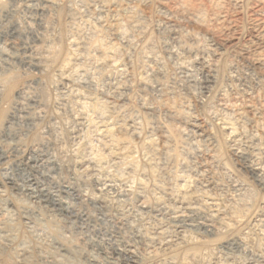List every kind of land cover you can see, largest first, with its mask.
I'll use <instances>...</instances> for the list:
<instances>
[{
	"label": "rangeland",
	"instance_id": "1",
	"mask_svg": "<svg viewBox=\"0 0 264 264\" xmlns=\"http://www.w3.org/2000/svg\"><path fill=\"white\" fill-rule=\"evenodd\" d=\"M42 1L0 0V53L26 49L40 59L25 69L0 57V237L11 239V254L35 248L64 264H123L108 253L129 244L136 264H172L187 250V264H259L264 191L243 162L255 160L264 181V72L239 52L253 38L257 0L185 1L204 19L223 12L231 30L222 35L154 0ZM13 24L30 34L5 39ZM104 47L125 66L121 102L99 65ZM203 75L214 82L205 96ZM102 123L109 138L98 131ZM191 195L200 216L181 226L170 213ZM57 202L86 218L60 216Z\"/></svg>",
	"mask_w": 264,
	"mask_h": 264
},
{
	"label": "bare ground",
	"instance_id": "2",
	"mask_svg": "<svg viewBox=\"0 0 264 264\" xmlns=\"http://www.w3.org/2000/svg\"><path fill=\"white\" fill-rule=\"evenodd\" d=\"M44 1V0H43ZM42 1V2H43ZM187 0H154V2L157 4V6L161 9H164L166 11H168L171 15L173 16H186L192 20H195V21H203L205 22V24L210 28L212 34H215V35H222L228 31L231 30V26L226 24V17L224 15L223 12L221 11H216L214 9V11H210L209 13L207 12L208 14V18L207 19H204L202 17V13L203 9H199V8H189L187 6V2H185ZM216 1V0H215ZM45 2V1H44ZM219 2V1H218ZM232 2L234 3L235 1L232 0ZM258 6L260 7L259 9V12L257 14V18L254 20V23H253V26H252V32H253V38L252 40L248 41V43H246V45H244L241 49H240V54L242 56L245 57V59L247 60L248 64L253 67L254 69H257L259 71H263L264 72V0H257L256 1ZM49 3V2H48ZM90 3V2H89ZM97 4V2H95ZM98 3L103 5V0H98ZM47 3H41V7L37 8L35 11L36 12H44L45 10H47ZM92 4V2H91ZM91 4H88V8L90 10H93L92 8V5ZM49 5V4H48ZM99 6V5H97ZM104 6V5H103ZM86 7V8H87ZM101 7V6H99ZM218 7V6H217ZM102 8V7H101ZM104 8V7H103ZM87 9V10H89ZM95 9V8H94ZM218 9V8H216ZM89 10V11H90ZM97 10V8L95 9V11ZM221 10V9H220ZM30 12V11H29ZM104 12V11H103ZM41 13V14H42ZM93 14V13H91ZM96 12L94 13L93 16H95ZM99 14V13H97ZM39 15V14H38ZM100 15V14H99ZM98 17V15L96 16ZM29 21V20H28ZM133 21V20H132ZM40 22V21H39ZM136 22V20H135ZM18 23V22H17ZM132 23V22H131ZM228 23V22H227ZM19 25V24H18ZM17 24H13L9 31L6 32L5 35H3V37H5V39L7 40H11L18 32H22L23 28L21 29L20 28V25L18 26ZM31 25V24H30ZM29 25V26H30ZM134 27V26H133ZM132 27V28H133ZM137 28V27H135ZM140 30H141V27H139ZM138 29V28H137ZM139 30V29H138ZM26 31L25 33H28L30 34L29 30L27 28H25L23 30V32ZM32 32V31H31ZM39 33V32H38ZM170 36L171 38L175 41L176 40V32L175 31H170ZM32 35V34H31ZM17 36V35H16ZM19 36V35H18ZM33 37L35 39V41H38V37L39 36H36L33 34ZM4 39V38H3ZM223 44L227 42L226 39H221L220 40ZM6 43V42H5ZM23 46V45H22ZM15 48V47H13ZM105 48V47H104ZM113 49V48H112ZM167 49V53L169 55L172 54L173 56V53L171 51H169L168 47H166ZM5 51V49H3ZM14 50V49H13ZM32 50V49H31ZM110 48L107 50L106 48L105 49H102L101 53V59H99V65L100 67L102 68V70H110L109 73H107L108 75H106L105 77V80L107 81L108 83V92L110 93L111 97L116 99V101L118 100V102L120 101V99H125V94L127 92V90L129 89L127 87V84H126V80L128 77H126L125 79V76L124 75V72L123 71V68L125 67L124 65H120L117 60L118 58L115 60L114 58V53H112L111 51H109ZM7 51V50H6ZM5 51V52H6ZM99 51V50H98ZM8 52V51H7ZM23 52V51H22ZM33 52V51H32ZM30 50H24V52L21 54V55H16V54H13V53H10V54H1L0 53V57L1 58H4V60L6 61V65L8 66H12L14 64H19L22 68H25V69H33V68H37L39 66L38 62V58L35 57V55L33 56L32 53ZM47 52V51H46ZM3 53V52H2ZM175 54V53H174ZM114 55V56H113ZM40 56V55H39ZM42 58V57H41ZM88 58V57H87ZM86 58V59H87ZM177 58V56H176ZM42 61V60H41ZM93 62V61H92ZM122 64V63H121ZM93 65V64H92ZM91 65V66H92ZM15 66V65H14ZM13 66V67H14ZM4 67V66H3ZM7 67V66H6ZM15 68V67H14ZM90 68V67H89ZM1 69V68H0ZM16 69V68H15ZM74 69V68H73ZM91 69V68H90ZM125 69V68H124ZM78 70V69H77ZM103 70V71H104ZM73 71V70H72ZM76 71V70H75ZM70 72V71H69ZM68 72V73H69ZM84 72V71H83ZM73 73V72H72ZM126 74V73H125ZM2 75V74H1ZM70 75V74H69ZM188 75V74H187ZM71 76V75H70ZM204 76V75H203ZM188 77V76H187ZM185 79V78H184ZM194 81V80H193ZM184 82V81H183ZM129 84V82H127ZM186 83V86L190 85L192 83V80L191 79H186V81L184 82ZM185 85V84H184ZM196 85V84H195ZM200 85V90L201 91V94H209L211 89L213 88L214 86V82H213V78L212 77H208L207 75L203 77V79L200 81L199 83ZM154 87L153 90L154 91H157L159 92L160 90H162L164 87L163 85H161V83H158L156 82V85L154 84L153 85ZM187 86V87H188ZM198 87V86H197ZM186 89V88H185ZM196 89V87H195ZM153 91V92H154ZM80 92V91H79ZM76 94V93H75ZM204 95V96H205ZM109 98V97H108ZM77 99V98H76ZM112 101V100H111ZM121 102V101H120ZM103 103V102H102ZM82 104V103H81ZM115 104V103H114ZM84 105V104H83ZM88 105V103H87ZM85 107V105H84ZM103 107V106H102ZM110 107H113V106H110ZM109 108V107H108ZM83 109V108H82ZM104 109V108H103ZM95 110V109H94ZM111 110V109H110ZM85 111V110H84ZM92 111V110H91ZM98 111V110H97ZM96 111V112H97ZM114 111V110H112ZM27 113V112H26ZM84 113V112H83ZM29 114V113H28ZM101 115V113H99ZM27 116V115H26ZM30 116V114H29ZM82 117V116H81ZM26 118V117H25ZM93 118V117H92ZM91 121V120H90ZM31 122V121H30ZM101 124V123H100ZM224 126V125H223ZM227 126V125H226ZM13 128V127H11ZM100 129H98V131L102 134V136L104 135V137H108L109 138V125L108 127L102 123V125L99 127ZM229 129V128H228ZM232 129V128H231ZM111 130V129H110ZM97 131V132H98ZM8 137V136H7ZM108 148V147H107ZM111 148V147H110ZM238 149V148H237ZM236 149V150H237ZM110 150V153H113V157L115 159H119V160H124L126 158H130L128 157V155L122 153V152H118L117 150L115 149H109ZM113 150V151H112ZM235 150V151H236ZM4 151H0V153H3ZM10 152V151H9ZM5 154V153H4ZM10 154V153H9ZM236 154V153H235ZM237 154H240L241 153H237ZM2 155V154H1ZM239 156V158H243L242 155ZM7 156V155H6ZM257 156V155H256ZM4 157V155H3ZM82 157V156H81ZM2 158V157H1ZM251 159V158H250ZM249 161H245L243 162V166H244V169L250 173L251 177L253 178V180H255L257 186L259 187L260 190L264 191V181L261 179V175H262V172H261V167L258 166V163H255V160H250ZM245 160V159H244ZM153 159H149V163H152ZM84 163V162H83ZM154 163V162H153ZM126 165V164H125ZM131 166V165H130ZM32 169V168H31ZM28 170V169H27ZM60 170V169H59ZM202 172V171H201ZM92 174V173H91ZM263 177V176H262ZM96 178V177H94ZM64 180V179H63ZM98 180V179H97ZM96 181V180H95ZM48 182V181H47ZM66 183V181H63ZM11 181L8 183L9 185ZM15 184V183H14ZM18 184V183H17ZM63 184V183H62ZM40 185V184H39ZM67 185V184H65ZM93 185V184H92ZM187 185V184H186ZM70 186V185H69ZM183 186V185H182ZM28 187V186H27ZM36 187V186H35ZM61 187V186H60ZM68 187V186H67ZM66 186H62L61 188H65L67 189ZM40 188V187H39ZM72 188V187H71ZM105 188V187H104ZM16 189H17V186H16ZM38 190V188H36ZM186 189V188H185ZM21 190V189H20ZM23 190V189H22ZM26 190V188H25ZM30 191H32V189H29ZM43 190V189H42ZM130 190V189H129ZM63 191H65L63 189ZM67 191V190H66ZM99 191V190H97ZM186 192V190H185ZM28 194H30L29 192H27ZM44 192L40 190L35 191L34 194H36L35 196H37L36 199H40L41 201V198L40 197H44L43 195ZM26 194V193H25ZM32 194V192H31ZM48 194V193H47ZM118 194V193H117ZM190 195V194H189ZM188 195V196H189ZM29 196V195H27ZM31 196V195H30ZM47 196V195H46ZM110 196V195H109ZM138 196V195H137ZM183 196V195H181ZM197 196V195H196ZM33 197V196H32ZM79 197V196H78ZM81 197V196H80ZM174 197V196H173ZM172 195L170 196V202H172L173 204L176 202L175 199H173ZM184 197V196H183ZM200 197V196H199ZM48 198V197H47ZM46 198V199H47ZM188 198V197H187ZM198 197H195L194 195H191L188 199H181L179 197V199L177 200V204L179 205V208H177L176 210H172L171 213H170V216L172 217V220L179 224V225H184L185 223H191L193 220L195 221V219H197L200 214L199 212L197 211V209L195 208L196 206L193 207L194 203H196V201H198L197 199ZM82 199V198H81ZM80 199V200H81ZM44 200V199H42ZM87 200V199H86ZM100 200V199H99ZM206 200V199H205ZM204 200V202H206ZM34 201V200H33ZM203 201V200H202ZM37 202V201H36ZM35 202V203H36ZM47 202V201H46ZM45 202V203H46ZM33 203V202H32ZM51 203V202H50ZM58 203V202H57ZM63 204V202H61ZM73 203V202H72ZM208 203V202H207ZM44 204V203H43ZM55 204V203H54ZM65 204V203H64ZM104 204V203H103ZM47 205V203H46ZM69 205V204H68ZM175 205V204H174ZM196 205V204H195ZM204 205V204H203ZM27 206V205H26ZM41 206V205H40ZM45 206V204H44ZM51 206H55L53 205V203L51 204ZM58 207V212H59V215L60 216H65L67 218H86V214H77V215H71V213L69 211H67L63 205H61L60 203H58L56 205ZM55 206V207H56ZM113 207V206H112ZM202 207V206H201ZM211 207V206H210ZM49 208V207H48ZM52 209V207H50ZM49 208V209H50ZM54 208V207H53ZM117 208V207H116ZM240 208V207H239ZM72 209V208H71ZM242 209V208H241ZM21 212V211H20ZM76 212V211H75ZM80 212V211H79ZM109 212V211H108ZM3 214V213H2ZM45 214V213H44ZM137 214V213H136ZM169 214V213H168ZM55 215V214H54ZM206 215V214H204ZM3 216V215H2ZM0 216V217H2ZM24 216V214H23ZM214 216V215H213ZM219 216V215H218ZM9 217V216H8ZM54 217V216H53ZM202 217V216H201ZM260 217V216H258ZM4 218V217H3ZM23 218V217H22ZM2 219V218H1ZM205 220V218H203ZM58 220V219H57ZM203 220V221H204ZM218 220V219H217ZM1 221V220H0ZM3 221V220H2ZM1 221V222H2ZM126 221V220H125ZM197 221V220H196ZM259 223V226H260V232L261 233V236L264 238V219L263 218H259V220H257ZM0 222V223H1ZM122 222V221H121ZM211 222V221H210ZM209 222V223H210ZM4 223V221H3ZM1 223V224H3ZM130 223V222H129ZM194 223V222H193ZM197 223V222H196ZM203 223V222H202ZM208 223V222H206ZM208 223V224H209ZM212 223V222H211ZM224 223V222H223ZM115 224V223H114ZM77 225V224H76ZM139 225V224H138ZM198 225V223H197ZM225 225V224H224ZM130 226V225H129ZM258 226V227H259ZM4 228V227H3ZM7 229V228H6ZM5 229V230H6ZM202 232V231H201ZM143 233H141L140 231L138 230H133L131 235H132V238L135 240L136 243L138 244H141V243H144L145 242V239L144 236L142 235ZM205 234V233H204ZM206 235V234H205ZM91 236V235H90ZM79 237V236H78ZM160 237V236H159ZM9 238V237H8ZM153 238V237H152ZM25 239V238H24ZM153 240V239H152ZM83 241V240H82ZM98 242V241H97ZM169 242V241H168ZM11 239H7L5 237H0V264H64L63 262H57V260H55L52 256V255H49L47 254L46 252H43V251H40L39 249L36 250L35 248H29V249H17L15 248L14 250H16L15 253L11 254V250H9L11 248ZM84 243V242H83ZM124 244V243H123ZM122 245V244H121ZM116 246L115 248L112 247V251L110 253H108L109 258L111 259H116V260H120V263L122 262L123 264H136V261H135V256L133 254V252L131 251V248H134L133 246H130L129 244L127 245H123V246ZM135 246V243L133 244ZM174 245V244H173ZM23 246V245H22ZM146 246V245H145ZM151 246V245H150ZM61 248L60 251H65L64 248H62V246H60ZM137 247V246H135ZM144 247V246H143ZM149 247V246H148ZM157 248V247H156ZM58 249V248H57ZM58 249V250H59ZM84 249V248H83ZM147 249V248H146ZM161 249V248H160ZM13 250V249H12ZM45 250V249H44ZM191 251V250H190ZM190 251L187 250L184 255H181L178 259H175L174 258V262L172 264H187V261H188V257H192L190 255ZM240 251V250H239ZM244 252V251H243ZM195 253V252H194ZM251 253V252H250ZM256 253V252H255ZM108 255L106 257H108ZM175 255V254H174ZM194 256V255H193ZM195 257V256H194ZM88 263L89 264H98L96 261L97 260H93V259H87ZM68 263V262H67ZM259 264H264V257H261L260 258V261L258 262ZM254 264V263H253Z\"/></svg>",
	"mask_w": 264,
	"mask_h": 264
}]
</instances>
